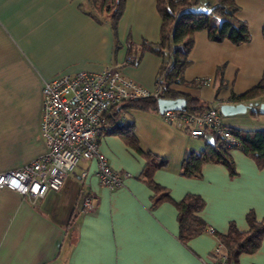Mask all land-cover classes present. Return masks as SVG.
I'll return each instance as SVG.
<instances>
[{
    "label": "crops",
    "instance_id": "obj_1",
    "mask_svg": "<svg viewBox=\"0 0 264 264\" xmlns=\"http://www.w3.org/2000/svg\"><path fill=\"white\" fill-rule=\"evenodd\" d=\"M235 2L251 39L237 45L197 32L183 74L196 86H176L206 104L239 103L233 95L264 77V0ZM92 11L88 0H0V173L21 168L47 150L40 133L44 81L115 65L140 85L156 88L169 55L147 46L161 39L157 0H126L116 29L110 18L98 19ZM130 54L137 63H126ZM200 79L206 82L199 84ZM254 101L264 102V95L243 103ZM123 106L119 116L134 124L139 149L110 128L99 139L111 167L128 174L122 185H103L92 158L82 159L61 189L50 190L37 203L0 189V264H211L219 235L232 225L247 231L250 213L264 218V166L252 156L236 147L230 150L234 174L222 163H205L199 175L187 176L184 159L205 150L213 134L195 138L181 124L164 121L158 108ZM222 118L230 127L264 129V114L250 110ZM145 153L165 161L153 174L168 193L164 200L156 201L160 192L143 175ZM91 193L98 196V206L83 211V199ZM188 194L205 202L199 212L205 230L183 240L177 203ZM234 264H264V238L255 252L241 253Z\"/></svg>",
    "mask_w": 264,
    "mask_h": 264
},
{
    "label": "trees",
    "instance_id": "obj_2",
    "mask_svg": "<svg viewBox=\"0 0 264 264\" xmlns=\"http://www.w3.org/2000/svg\"><path fill=\"white\" fill-rule=\"evenodd\" d=\"M88 2L94 16L98 19L107 16L110 18L113 28H117L125 9L126 0H88ZM157 8L162 17L161 39L158 43L147 46L163 57L169 52L168 60L162 65L157 78V84L162 85L159 95L165 98L184 97L188 101V112L203 113L210 106L209 103L206 104L200 98L176 88L183 84L196 86V82H187L183 77L184 71L191 63L189 54L196 33L207 31L212 41L221 42L227 39L239 45L251 39L248 23L238 18L237 12L240 7L235 0H203V3L202 0H157ZM133 55L135 54H130V56ZM197 82L205 83L206 79H200ZM262 95H264V77L246 92L234 94L233 99L243 102ZM122 105L142 110L158 108L157 98L153 96L128 101ZM122 105L115 107L113 117L109 119V122L116 123ZM252 114L256 116L260 113L252 112ZM229 128L238 143L228 145L220 135L213 133L214 141L209 143L205 150L200 153L191 151L186 156L183 161L185 175H199L205 163H222L234 174L235 165L230 150L236 147L252 156L260 167L264 166V129L244 130L230 126ZM133 129L134 124L125 120L117 125L115 133L125 136L133 146L139 149ZM145 155L147 164L143 175L147 183L156 192H160L156 201L164 200L168 197V193L153 179V174L158 167L165 164V161L157 160L152 153H145ZM204 205L203 198L197 194H188L177 203L180 236L183 240H188L205 230V221L199 215ZM248 223L247 231H240L235 225H232L228 233L219 235L220 240L229 251L231 264H234L235 259L241 253L255 252L264 238V218L258 220L250 213Z\"/></svg>",
    "mask_w": 264,
    "mask_h": 264
},
{
    "label": "built area",
    "instance_id": "obj_3",
    "mask_svg": "<svg viewBox=\"0 0 264 264\" xmlns=\"http://www.w3.org/2000/svg\"><path fill=\"white\" fill-rule=\"evenodd\" d=\"M136 56H129L126 63L135 64ZM161 84L152 91L126 76L118 66L106 65L100 71L82 70L62 74L44 81L40 133L47 150L40 157L21 168L0 173V189L8 188L29 197L34 203L50 190H59L66 176L82 159L96 158L100 182L111 188L122 185V174L114 170L100 152L99 139L106 129L116 131L125 121L118 117L108 126L115 107L128 101L160 97ZM220 103H213L203 113L166 110L162 113L167 123L181 124L192 137L207 133L220 135L228 145L237 144L228 125L223 122ZM85 174V173H84ZM98 196L91 193L84 197L83 211H94ZM215 233L214 228H209ZM211 264H231L229 251L219 240L211 255Z\"/></svg>",
    "mask_w": 264,
    "mask_h": 264
},
{
    "label": "water",
    "instance_id": "obj_4",
    "mask_svg": "<svg viewBox=\"0 0 264 264\" xmlns=\"http://www.w3.org/2000/svg\"><path fill=\"white\" fill-rule=\"evenodd\" d=\"M158 109L161 113L166 110H180L187 111L188 101L184 97L178 98H165L159 97L157 99ZM221 113L225 116L245 113L250 110L251 112H258L264 114V102L254 101L248 104L239 102V103H224L220 107Z\"/></svg>",
    "mask_w": 264,
    "mask_h": 264
}]
</instances>
